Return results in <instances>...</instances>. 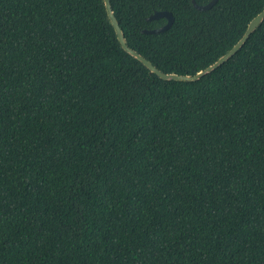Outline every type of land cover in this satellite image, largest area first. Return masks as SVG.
<instances>
[{
  "label": "trees",
  "instance_id": "obj_1",
  "mask_svg": "<svg viewBox=\"0 0 264 264\" xmlns=\"http://www.w3.org/2000/svg\"><path fill=\"white\" fill-rule=\"evenodd\" d=\"M111 4L129 46L178 74L264 9ZM156 10L173 24L145 33ZM0 264H264V20L176 81L122 49L102 0H0Z\"/></svg>",
  "mask_w": 264,
  "mask_h": 264
},
{
  "label": "water",
  "instance_id": "obj_2",
  "mask_svg": "<svg viewBox=\"0 0 264 264\" xmlns=\"http://www.w3.org/2000/svg\"><path fill=\"white\" fill-rule=\"evenodd\" d=\"M218 0H210L206 4H199L196 0H192L194 7L199 10H206L211 8ZM104 4V8L106 11L107 19L109 23L113 26L117 39L122 47L126 52L132 55L135 59L139 60L146 68H148L152 73L156 74L158 77L164 80H176V81H195L200 79L205 74L215 70L229 58L237 53L239 49L246 43L249 36L259 27V25L264 20V9L260 11L255 17H253L250 22L248 23L247 29L242 35V37L224 54H222L216 61H214L209 66L205 67L204 69H200L195 74H178L174 71L165 72L162 69L158 68L150 59L146 58L137 50L133 49L129 46L128 40L125 37V33L119 24V21L114 13L112 8L111 0H102ZM165 17L167 22L159 27L154 29H144L145 33H158L163 32L171 27L174 21V17L172 12L168 10H156L152 13L147 19L153 20Z\"/></svg>",
  "mask_w": 264,
  "mask_h": 264
}]
</instances>
